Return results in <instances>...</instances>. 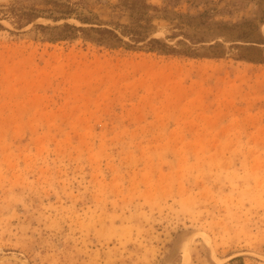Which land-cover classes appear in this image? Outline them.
Here are the masks:
<instances>
[{"label":"rangeland","instance_id":"374dc122","mask_svg":"<svg viewBox=\"0 0 264 264\" xmlns=\"http://www.w3.org/2000/svg\"><path fill=\"white\" fill-rule=\"evenodd\" d=\"M0 264H264V0H0Z\"/></svg>","mask_w":264,"mask_h":264},{"label":"trees","instance_id":"16d2710c","mask_svg":"<svg viewBox=\"0 0 264 264\" xmlns=\"http://www.w3.org/2000/svg\"><path fill=\"white\" fill-rule=\"evenodd\" d=\"M72 11V10H69ZM67 13V12H65ZM76 17L82 22V23H88L89 18L87 16H81L80 13L76 14ZM31 21V18H28V22ZM140 26V22L137 21L135 27H126L124 26V29L121 30V33L123 35L129 36L130 40L137 42L142 41V38L140 37V32L137 30ZM59 34L55 36V40H64V39H72L76 38L78 36H82L84 39H88L96 44H102L107 46H114L115 43H121L126 44L128 43L124 41L117 33L114 32L113 29L109 28H94V27H81V26H75L73 24L63 23L59 27ZM90 33H94L95 35H90ZM148 47V51H156L158 49H165V51L169 53H173L174 49L167 46V44L161 43L157 39H150L146 44H143V46ZM158 45V46H157Z\"/></svg>","mask_w":264,"mask_h":264}]
</instances>
